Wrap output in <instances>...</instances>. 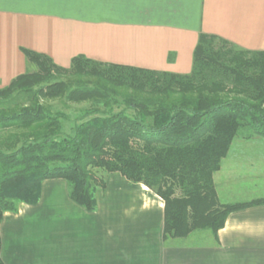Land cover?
Masks as SVG:
<instances>
[{
    "label": "trees",
    "instance_id": "16d2710c",
    "mask_svg": "<svg viewBox=\"0 0 264 264\" xmlns=\"http://www.w3.org/2000/svg\"><path fill=\"white\" fill-rule=\"evenodd\" d=\"M22 51L36 70L0 89V133L9 132L0 138V226L20 204H37L50 179L66 180L71 199L93 212L95 191L113 173L164 200L165 239L197 231L217 239L231 213L264 205V198L222 204L214 183L236 138H264V51L201 34L188 75L82 55L62 68ZM61 77L70 79L51 83ZM20 96L21 107L13 104ZM60 97L93 103L71 133L63 131L67 116L42 103ZM1 249L0 235L4 264Z\"/></svg>",
    "mask_w": 264,
    "mask_h": 264
},
{
    "label": "crops",
    "instance_id": "0c3cea01",
    "mask_svg": "<svg viewBox=\"0 0 264 264\" xmlns=\"http://www.w3.org/2000/svg\"><path fill=\"white\" fill-rule=\"evenodd\" d=\"M201 34L264 51V0H0V89L34 72L23 49L188 75ZM222 204L264 198V138H236L214 175ZM75 203L64 179L42 183L0 226L4 264H264V205L231 213L217 239L164 238V200L120 173ZM207 238H209L207 236Z\"/></svg>",
    "mask_w": 264,
    "mask_h": 264
},
{
    "label": "rangeland",
    "instance_id": "374dc122",
    "mask_svg": "<svg viewBox=\"0 0 264 264\" xmlns=\"http://www.w3.org/2000/svg\"><path fill=\"white\" fill-rule=\"evenodd\" d=\"M36 68L34 67V71ZM70 78L61 77L57 78L56 80L52 81L51 83L58 82V81H68ZM17 97V96H16ZM27 97H18L13 99V104L18 105L19 107L23 106L27 101L25 99ZM16 100V101H15ZM42 103L48 106L53 113H62L67 116V120L63 122V131L66 133H71L73 127L78 123L80 114L83 110L90 109L93 105L91 102H83V103H72L69 102L65 97H60L57 99L52 100H45ZM11 132V131H10ZM243 133V132H242ZM9 132H2L0 133V138L5 137ZM109 176V175H108ZM107 176V177H108ZM233 204V203H232ZM195 236H200V240H207L211 238L212 233L210 231H197L195 232ZM207 236L209 238H207Z\"/></svg>",
    "mask_w": 264,
    "mask_h": 264
}]
</instances>
